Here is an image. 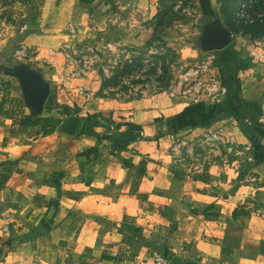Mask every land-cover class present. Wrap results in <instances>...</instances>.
<instances>
[{
  "label": "crops",
  "instance_id": "0c3cea01",
  "mask_svg": "<svg viewBox=\"0 0 264 264\" xmlns=\"http://www.w3.org/2000/svg\"><path fill=\"white\" fill-rule=\"evenodd\" d=\"M91 5L78 0L73 12ZM4 9L0 1V57L35 59L43 28H17ZM41 10L54 17L61 4L43 0ZM2 82L0 264H156V255L166 264H264V156L235 185L201 180L175 165L169 134L151 133V111L135 118L119 104L83 117L52 105L35 114L13 91L1 105ZM259 100L243 98L264 125ZM26 114L42 120L14 124Z\"/></svg>",
  "mask_w": 264,
  "mask_h": 264
},
{
  "label": "rangeland",
  "instance_id": "374dc122",
  "mask_svg": "<svg viewBox=\"0 0 264 264\" xmlns=\"http://www.w3.org/2000/svg\"><path fill=\"white\" fill-rule=\"evenodd\" d=\"M77 1L48 0L61 10L43 19V0L17 8L15 26L29 22L45 38L35 44V59L0 57V79L10 82L15 104L31 111L21 78L11 72L29 67L50 88L45 107L83 117L119 104L135 118L151 111L159 125L150 131L171 136L165 149L181 171L235 185L256 149L227 103L225 84L238 88L241 100L264 103V0H97L73 12ZM209 10L233 33L227 50L199 47Z\"/></svg>",
  "mask_w": 264,
  "mask_h": 264
},
{
  "label": "trees",
  "instance_id": "16d2710c",
  "mask_svg": "<svg viewBox=\"0 0 264 264\" xmlns=\"http://www.w3.org/2000/svg\"><path fill=\"white\" fill-rule=\"evenodd\" d=\"M2 6L5 7V9L2 11L1 13V18L12 25H16V19L14 17V9H13V5L16 2H19L21 4L27 5L30 3H34V0H0ZM81 3L89 5L93 2H95L96 0H80ZM206 16L208 21L217 18V16L211 11H207L206 12ZM207 21V22H208ZM229 46H227L226 48H224L223 50H227ZM217 52V51H214ZM221 65V64H219ZM223 66V65H222ZM224 72V67L221 69ZM227 87V103L232 104V107L235 108L236 112H233L241 123V127L245 130V132L247 133V135L252 139L253 141V145L255 147V158H254V162L256 163L260 160H262V157L264 156V147L261 144V137L263 136L264 133V125H262L260 122H258V120L256 119L255 115L257 114L258 110L253 109V105L252 106H248L247 104H244L243 99L241 100L240 98V91L238 88L232 89L231 86H229V84H225ZM237 87V85H236ZM3 88L5 91V95L3 97V99L1 100V105H3V103L6 101V95L9 93V90L11 88V84L9 81L5 82L3 84ZM229 104V105H230ZM52 105H49V109ZM222 106V105H221ZM240 106V107H239ZM238 107V109H237ZM214 111V110H213ZM212 111V113H210L207 117L204 118V120H211L210 118L212 116H217L219 113V111H216L215 113ZM64 113L70 115L67 111V109L63 110ZM95 116V115H93ZM91 116V117H93ZM178 116H174L172 117L169 122L173 123ZM179 118V117H178ZM42 120L41 117H35V115L33 114H26V115H22L21 117H17L14 120V124L18 125L20 127H25V126H32V125H36L38 124L40 121ZM47 122H51L54 123L56 120L52 117L49 118H45L44 119ZM248 120V121H246ZM255 138V139H254Z\"/></svg>",
  "mask_w": 264,
  "mask_h": 264
},
{
  "label": "water",
  "instance_id": "95a60500",
  "mask_svg": "<svg viewBox=\"0 0 264 264\" xmlns=\"http://www.w3.org/2000/svg\"><path fill=\"white\" fill-rule=\"evenodd\" d=\"M233 40L232 31L219 18L206 22L199 36V47L202 51L211 52L222 50ZM11 72L21 78L26 101L32 112H43L46 100L50 94L49 86L42 77L29 67H13Z\"/></svg>",
  "mask_w": 264,
  "mask_h": 264
},
{
  "label": "built area",
  "instance_id": "2783aa9c",
  "mask_svg": "<svg viewBox=\"0 0 264 264\" xmlns=\"http://www.w3.org/2000/svg\"><path fill=\"white\" fill-rule=\"evenodd\" d=\"M156 264H166V263H165V260L161 256L156 255Z\"/></svg>",
  "mask_w": 264,
  "mask_h": 264
}]
</instances>
